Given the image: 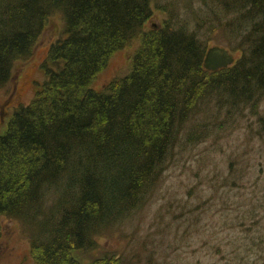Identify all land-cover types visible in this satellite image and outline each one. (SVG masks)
Here are the masks:
<instances>
[{
	"label": "trees",
	"instance_id": "16d2710c",
	"mask_svg": "<svg viewBox=\"0 0 264 264\" xmlns=\"http://www.w3.org/2000/svg\"><path fill=\"white\" fill-rule=\"evenodd\" d=\"M200 1L184 3L193 26L171 0H0V86L31 56L48 17L64 19L45 80L0 135V216L22 222L38 264H82L72 251L95 249L97 237L147 201L194 115L206 119V105L235 108L264 93V0ZM154 6L168 19L146 32ZM206 23L241 53L227 68L204 66L198 30ZM140 36L131 70L95 89L113 53ZM122 261L106 252L91 264Z\"/></svg>",
	"mask_w": 264,
	"mask_h": 264
},
{
	"label": "rangeland",
	"instance_id": "374dc122",
	"mask_svg": "<svg viewBox=\"0 0 264 264\" xmlns=\"http://www.w3.org/2000/svg\"><path fill=\"white\" fill-rule=\"evenodd\" d=\"M171 2L173 10L198 25L186 0ZM167 19L168 12L154 6L144 30L162 27ZM206 24L198 34L206 39L207 50L225 48L236 60L241 53L226 32L212 28L216 22ZM63 28L60 13L49 16L31 56L17 60L11 79L0 86V135L15 107L29 103L45 80L43 63ZM140 44L141 36L115 51L93 87L102 90L113 78L126 75ZM206 109L211 117L199 113L185 124L186 138L180 137L169 152L147 201L97 237L95 249L72 251L82 264L106 252L122 255L126 264H264V93L235 108ZM0 264H38L24 225L7 216H0Z\"/></svg>",
	"mask_w": 264,
	"mask_h": 264
},
{
	"label": "water",
	"instance_id": "95a60500",
	"mask_svg": "<svg viewBox=\"0 0 264 264\" xmlns=\"http://www.w3.org/2000/svg\"><path fill=\"white\" fill-rule=\"evenodd\" d=\"M217 49L221 51L220 57L218 60L214 61L215 67L213 69H216L220 66H228L230 63L234 61V57L232 54L227 53V50L221 47H212L210 50ZM205 66L209 67V58L208 56L205 59Z\"/></svg>",
	"mask_w": 264,
	"mask_h": 264
},
{
	"label": "flooded vegetation",
	"instance_id": "af4514ba",
	"mask_svg": "<svg viewBox=\"0 0 264 264\" xmlns=\"http://www.w3.org/2000/svg\"><path fill=\"white\" fill-rule=\"evenodd\" d=\"M216 51L212 53L211 57H212V63L216 60L217 56H216Z\"/></svg>",
	"mask_w": 264,
	"mask_h": 264
}]
</instances>
